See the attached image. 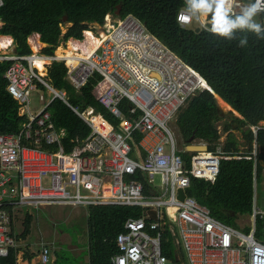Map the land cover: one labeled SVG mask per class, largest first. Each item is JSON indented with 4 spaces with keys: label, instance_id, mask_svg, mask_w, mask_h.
I'll list each match as a JSON object with an SVG mask.
<instances>
[{
    "label": "built area",
    "instance_id": "obj_1",
    "mask_svg": "<svg viewBox=\"0 0 264 264\" xmlns=\"http://www.w3.org/2000/svg\"><path fill=\"white\" fill-rule=\"evenodd\" d=\"M250 2L254 0H237L241 6ZM234 11L239 13L240 8ZM192 21L179 24L186 27ZM256 21L264 25V12L257 14ZM88 28L82 40H76L74 51H66L61 43L56 48L59 54L55 50L47 56L28 44L29 55L0 54V61L11 62L4 74L6 91L17 102L19 115L26 118L17 133L0 134V257L17 247V214L51 206L117 205L140 207L142 215L125 221L115 239L119 252L110 264H178L161 251L165 227L182 249L186 264H264V243L254 235L264 208L253 207L252 229L246 233L216 220L185 193L192 178L213 184L222 159L251 160L256 178L259 156L264 169V141L259 144L256 138L264 131V122L251 127L254 140L248 155L224 154L218 144L213 151L190 152V165L185 167L169 124L196 92L212 90L131 15L117 19L106 15L102 25ZM37 60L43 63L41 69ZM52 62L64 63L66 80L75 90L97 73L95 99L112 121L93 107H72L65 92L47 79ZM41 91L50 95L47 102ZM32 92L43 104L34 113ZM54 99L89 128L69 152L61 145L64 130L54 127L47 109ZM134 133L140 134L135 147L130 143ZM44 145H57V149ZM141 178L148 181L146 192ZM178 190L184 192L182 200ZM50 253V247L41 244L38 261L47 264Z\"/></svg>",
    "mask_w": 264,
    "mask_h": 264
},
{
    "label": "trees",
    "instance_id": "obj_2",
    "mask_svg": "<svg viewBox=\"0 0 264 264\" xmlns=\"http://www.w3.org/2000/svg\"><path fill=\"white\" fill-rule=\"evenodd\" d=\"M118 6L120 11L116 15ZM184 7V0H0V35L12 39L16 55H29L31 49L27 39L37 34L45 45L41 53L48 56L69 39L81 40L83 31H87L91 24L102 25L106 15L114 18L131 15L170 52L196 71L213 92L208 89L196 92L175 116L179 155L185 167L190 165L191 153L184 151L190 138H193L192 142L205 143L209 151L220 144L224 154L246 156L251 152L254 140L251 127L264 122V40L257 39L250 32L238 31L234 40L215 35L209 30L210 16L206 18V26L197 27V32L196 27H182L176 18ZM242 35L248 37V45L243 48L238 46ZM10 64L9 61H0V134L17 133L26 121L25 116L19 115L17 102L6 91L4 74ZM47 79L53 88L65 92L72 107L80 110L93 107L112 121L95 99V87L100 81L97 73L75 90L66 80L64 63L52 62L47 68ZM217 98L239 115L229 112L230 121L223 123L221 131L217 123L224 116L218 109ZM126 103L123 101L124 106ZM47 109L54 127L64 130L61 145L65 152L89 133L88 126L61 100L54 99ZM235 130L240 133L241 142ZM222 133L226 135L221 141ZM256 138L262 144L264 131H259ZM139 139L140 134L134 133L130 140L133 147ZM44 148L56 150L57 145H44ZM260 159L261 156L256 169L259 181L262 173ZM141 181L146 192L148 181L145 178ZM186 195L205 206L216 220L236 228L235 220L252 211V161L245 158L222 159L215 182L210 184L192 178ZM141 215L142 209L136 206H87L88 264H110L111 257L119 252L115 239L125 221ZM31 222L32 216L26 213L22 232L15 236L16 241L28 236ZM255 226V238L264 243V217L257 218ZM243 231L247 233L249 228L245 227ZM172 240L165 228L160 241L161 251L168 260H175L182 254L174 248ZM20 251L18 247L11 248L6 256L0 257V264H17ZM22 257L31 261L35 255L25 253Z\"/></svg>",
    "mask_w": 264,
    "mask_h": 264
},
{
    "label": "rangeland",
    "instance_id": "obj_3",
    "mask_svg": "<svg viewBox=\"0 0 264 264\" xmlns=\"http://www.w3.org/2000/svg\"><path fill=\"white\" fill-rule=\"evenodd\" d=\"M207 18V17H206ZM205 17H201L199 21L193 19L192 23L187 27H202L201 22H207ZM113 19H117L114 18ZM256 19V17H255ZM67 25L62 27V31H65ZM97 28V26H95ZM34 36V35H33ZM33 36L27 39V43L30 45L32 50L35 52L32 46H36L37 51L40 52L43 45L35 44L32 39ZM38 40V38H37ZM70 40V39H69ZM67 40L65 43L61 44L66 46L67 51ZM82 40V39H81ZM72 42V41H71ZM77 42V41H75ZM73 42V43H75ZM13 44V43H12ZM61 48V47H59ZM58 50V49H57ZM4 49H0V54L5 53ZM40 94L44 97V102H47L50 98V95L47 91H41ZM37 94L32 92L30 96V108L32 113L38 111L42 108L43 104L38 102ZM217 100V99H216ZM220 100V99H219ZM217 100V104L222 109L223 119L217 123L218 129L221 131L222 125L225 121H230V114L232 112L234 116L239 117L237 113L232 110H229V106L224 102ZM170 129L175 133L177 144L179 142L176 127L174 125V120L169 124ZM237 135V138L242 141L241 135L238 131H234ZM225 133L221 134V140L225 138ZM195 145L205 144L203 142L197 143L196 141L192 142ZM180 148V145L178 144ZM156 181H158L156 179ZM261 184L257 185V194L258 200L257 205L259 207L263 206L261 197L262 189ZM32 222L30 225V232L24 240L17 241V247L20 248V252L17 256V264H26L25 262L20 261L23 254L33 253L35 257L33 258L32 264H41L38 261V250L41 244H47L50 247L51 253L49 256V262L47 264H53L51 262L52 258L56 259L55 264H87L89 260L87 252V227H86V208L85 207H76V206H51L44 207L39 210L31 211ZM17 219L15 220V229L14 234L18 236L22 232V222L25 214H17ZM236 228L238 230H243L245 227L250 228L252 226V220L250 221L249 216H239L235 220ZM169 264V263H166Z\"/></svg>",
    "mask_w": 264,
    "mask_h": 264
},
{
    "label": "clouds",
    "instance_id": "obj_4",
    "mask_svg": "<svg viewBox=\"0 0 264 264\" xmlns=\"http://www.w3.org/2000/svg\"><path fill=\"white\" fill-rule=\"evenodd\" d=\"M239 7V13L234 11ZM264 12V0H254L245 6L237 3V0H185V7L177 15V21L181 25L199 21L201 17L210 16V31L228 40L236 39V33L250 32L257 39L264 40V25L255 19L258 13ZM248 45L247 35H242L238 40L239 47Z\"/></svg>",
    "mask_w": 264,
    "mask_h": 264
},
{
    "label": "crops",
    "instance_id": "obj_5",
    "mask_svg": "<svg viewBox=\"0 0 264 264\" xmlns=\"http://www.w3.org/2000/svg\"><path fill=\"white\" fill-rule=\"evenodd\" d=\"M34 35V36H33ZM33 36V39H32V41L36 44H39V45H43L40 41H39V36L37 35V34H32L31 35V37ZM1 37H8V36H2V35H0V38ZM10 38V37H9ZM37 38H38V40H37ZM11 39V38H10ZM69 41H72V42H75L76 40H74V39H70ZM6 52H9V53H11L13 50H14V44H12V39H11V42L9 43V45H8V47H6V48H3ZM217 100H219V98H217ZM220 102L222 101L221 99L219 100ZM223 102V101H222ZM227 105V104H226ZM230 110V109H229ZM223 140V139H222ZM208 150V149H207ZM190 153V152H189ZM262 165V164H261ZM252 167H253V165H252ZM256 169H257V166H256ZM256 175H257V172H256ZM258 184H261V189H262V197H261V200H262V203H263V206L262 207H260V208H264V169H263V167H262V173H261V180L259 181V179H257V178H255L254 176H253V198H252V211H253V207L254 206H256V207H258L259 208V206L257 205V200H258V194H257V185ZM184 193V192H183ZM186 193V192H185ZM189 197V196H188ZM192 198V197H191ZM252 211H251V213L249 214V215H245V216H249V218H250V221L252 220ZM252 225H253V220H252ZM167 230H168V228L167 227H165ZM164 228V229H165ZM233 228H235V227H233ZM163 229V230H164ZM237 229V228H236ZM252 229V226L249 228V232H250V230ZM243 231V230H242ZM168 232L170 233V231L168 230ZM255 232H256V226H255ZM248 233V232H247ZM170 235H171V233H170ZM172 237V236H171ZM173 240H172V242H173V246H174V248L176 249V250H180V252L182 253V249L180 248V247H178L177 245L178 244H176L175 243V241H174V238H172ZM18 256V255H17ZM20 261H21V263L22 262H25L26 264H32L33 262V259L31 260V261H27V260H24L23 258L22 259H20ZM170 261H173V262H177L178 264H186V261H185V259H184V255L183 254H181V257L180 256H178V257H176L175 258V260H170ZM17 262H18V260H17ZM51 262L53 263V264H55L56 263V259L55 258H52L51 259ZM87 264H88V262H87Z\"/></svg>",
    "mask_w": 264,
    "mask_h": 264
},
{
    "label": "water",
    "instance_id": "obj_6",
    "mask_svg": "<svg viewBox=\"0 0 264 264\" xmlns=\"http://www.w3.org/2000/svg\"><path fill=\"white\" fill-rule=\"evenodd\" d=\"M119 11H120V7L118 6L115 14L118 15L119 14ZM65 19H66V17L63 18V20H65ZM198 30H199V28H196L195 29L196 32ZM11 54H16L15 47H14V50L11 52ZM216 97L217 96L215 95V98ZM218 109L220 111H222L221 107H219V106H218ZM192 141H193V138H190L189 141H188V145L185 146V148H184V151H186V152H205V151H207V145L206 144L195 145V144H192L191 143ZM183 197H184L183 190H178V199L182 200ZM148 215L151 216L152 218H155V212L154 211L149 210L148 211Z\"/></svg>",
    "mask_w": 264,
    "mask_h": 264
},
{
    "label": "bare ground",
    "instance_id": "obj_7",
    "mask_svg": "<svg viewBox=\"0 0 264 264\" xmlns=\"http://www.w3.org/2000/svg\"><path fill=\"white\" fill-rule=\"evenodd\" d=\"M85 36L87 39L90 38L91 34L89 32L85 33ZM11 42V39L9 37H1L0 38V49H3V48H6L8 47L9 43ZM67 51L70 52V51H74L75 48L77 47V44L76 43H73L71 41L67 42ZM33 49L36 51L38 47H36L35 45L32 46ZM39 49V48H38ZM56 53L59 54L60 53V50H56ZM41 60H37L36 64L38 65V67L41 69L42 68V62H40Z\"/></svg>",
    "mask_w": 264,
    "mask_h": 264
}]
</instances>
